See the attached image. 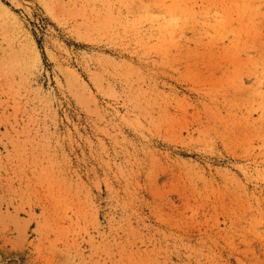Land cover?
I'll list each match as a JSON object with an SVG mask.
<instances>
[{
	"label": "rangeland",
	"instance_id": "374dc122",
	"mask_svg": "<svg viewBox=\"0 0 264 264\" xmlns=\"http://www.w3.org/2000/svg\"><path fill=\"white\" fill-rule=\"evenodd\" d=\"M165 1L0 0V264H264V0Z\"/></svg>",
	"mask_w": 264,
	"mask_h": 264
},
{
	"label": "bare ground",
	"instance_id": "6f19581e",
	"mask_svg": "<svg viewBox=\"0 0 264 264\" xmlns=\"http://www.w3.org/2000/svg\"><path fill=\"white\" fill-rule=\"evenodd\" d=\"M159 1V0H158ZM161 3L162 4H164V7L165 8H167V7H169V6H171V4H168V3H166V1L165 0H161ZM37 48V47H36ZM40 59V58H39ZM36 62H38V58H36V60H35V62L34 63H36Z\"/></svg>",
	"mask_w": 264,
	"mask_h": 264
}]
</instances>
